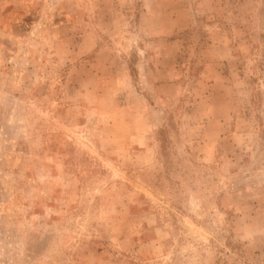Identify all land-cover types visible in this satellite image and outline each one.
I'll use <instances>...</instances> for the list:
<instances>
[{
    "label": "rangeland",
    "instance_id": "1",
    "mask_svg": "<svg viewBox=\"0 0 264 264\" xmlns=\"http://www.w3.org/2000/svg\"><path fill=\"white\" fill-rule=\"evenodd\" d=\"M0 264H264V0H0Z\"/></svg>",
    "mask_w": 264,
    "mask_h": 264
}]
</instances>
